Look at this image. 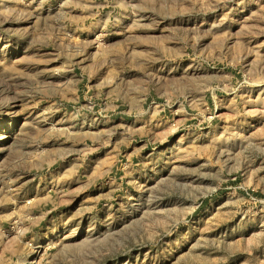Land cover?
Instances as JSON below:
<instances>
[{
	"label": "rangeland",
	"instance_id": "374dc122",
	"mask_svg": "<svg viewBox=\"0 0 264 264\" xmlns=\"http://www.w3.org/2000/svg\"><path fill=\"white\" fill-rule=\"evenodd\" d=\"M30 262L264 264V0H0V264Z\"/></svg>",
	"mask_w": 264,
	"mask_h": 264
},
{
	"label": "bare ground",
	"instance_id": "6f19581e",
	"mask_svg": "<svg viewBox=\"0 0 264 264\" xmlns=\"http://www.w3.org/2000/svg\"><path fill=\"white\" fill-rule=\"evenodd\" d=\"M75 234H76V233H75ZM37 247H39V246H37ZM36 253H37V250L33 251L32 255L34 256ZM34 262H35V261H34ZM34 262H30V263H33V264H34Z\"/></svg>",
	"mask_w": 264,
	"mask_h": 264
}]
</instances>
